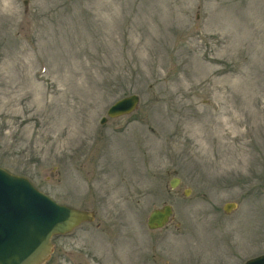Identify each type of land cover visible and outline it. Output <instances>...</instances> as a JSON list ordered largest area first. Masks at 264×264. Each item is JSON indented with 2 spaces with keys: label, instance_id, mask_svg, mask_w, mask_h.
<instances>
[{
  "label": "rangeland",
  "instance_id": "rangeland-1",
  "mask_svg": "<svg viewBox=\"0 0 264 264\" xmlns=\"http://www.w3.org/2000/svg\"><path fill=\"white\" fill-rule=\"evenodd\" d=\"M0 166L95 213L46 264L263 254L264 0H0Z\"/></svg>",
  "mask_w": 264,
  "mask_h": 264
},
{
  "label": "water",
  "instance_id": "water-1",
  "mask_svg": "<svg viewBox=\"0 0 264 264\" xmlns=\"http://www.w3.org/2000/svg\"><path fill=\"white\" fill-rule=\"evenodd\" d=\"M139 103L138 94L123 97L111 105L108 117L131 114ZM106 121L107 117H103L101 123ZM179 183L180 179L175 177L170 186L175 188ZM236 207V203L229 202L224 209L230 213ZM173 213L169 204L153 209L147 220L148 227L151 230L166 227ZM94 219L93 211L59 203L39 190L28 177L0 166V264H46L54 251V236L72 232ZM244 264H264V254Z\"/></svg>",
  "mask_w": 264,
  "mask_h": 264
}]
</instances>
